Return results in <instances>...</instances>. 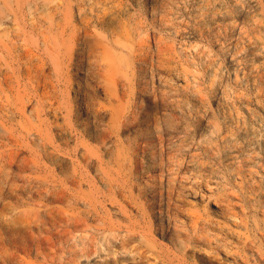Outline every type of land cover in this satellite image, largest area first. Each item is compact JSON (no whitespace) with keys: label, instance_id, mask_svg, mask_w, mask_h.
Instances as JSON below:
<instances>
[{"label":"rangeland","instance_id":"obj_1","mask_svg":"<svg viewBox=\"0 0 264 264\" xmlns=\"http://www.w3.org/2000/svg\"><path fill=\"white\" fill-rule=\"evenodd\" d=\"M32 159L75 176L28 193ZM182 236L264 240V0H0V264H171Z\"/></svg>","mask_w":264,"mask_h":264},{"label":"bare ground","instance_id":"obj_2","mask_svg":"<svg viewBox=\"0 0 264 264\" xmlns=\"http://www.w3.org/2000/svg\"><path fill=\"white\" fill-rule=\"evenodd\" d=\"M43 147H44L43 151H44L45 157L50 159L53 164L54 163L56 164L59 161V156L60 155L62 156V154H65V155L69 156L71 154V152H74L73 153L74 156L75 155L79 156L84 161H89V159H91V156L87 155L85 149L84 148L79 149L78 145H75V147L73 149H66V148L64 149V148H61L60 145H52L51 149H49V150L46 149L45 145H43ZM61 151H62V153H60ZM16 154H17V152H16ZM53 160H54V162H53ZM29 164H30V166H29V169H28V174L24 178V182H26L30 186L29 189H28V193H31V191H30L31 186L32 187L35 186L37 188L36 192L40 193V194H42L43 192H46L48 190H52V192L54 194H56V195L57 194H62L63 193L62 188H63V186L65 184H67V182H65L67 180V178H71L72 179L75 176V174L73 172H72L71 176L64 174V178L61 179L60 182H58V180L56 178H51L46 173V171H45V169H46L45 167L46 166L38 164L36 159L35 160L32 159L31 161H29ZM29 197L32 198L33 195H30ZM141 210H143V209H141ZM89 217L90 216H87L86 214H82V215L80 214L78 216L72 217V222H69L67 224V226L65 228H63L58 233L56 243L59 244L60 250L62 252H65V254L62 255V259L64 260L65 263H69L71 261H74V260L78 259L81 256H86V258L88 259V256L91 253L95 252V250L93 249L92 240L94 238H97L96 234H89L88 237H86V235L88 234V232L90 233L91 229H94L96 231L100 230L99 226H94V224H93V222L96 221L99 218L98 217L89 218ZM241 223H243V222H241ZM108 226L111 227L112 224H109ZM104 230H108L109 232H112V230L110 228L109 229L104 228ZM109 232L105 233V234H103L101 236V238H100L101 245L105 241H107ZM74 233L79 234L80 236H83L84 238H86V241H89L90 243H87V244L83 243V247L79 251L75 250V249H72V246L69 245V240L72 237L75 236ZM80 233H82V234H80ZM141 236H143L144 239L148 243L152 244L153 241H151L146 234L144 235L142 233ZM178 237H175V240L176 241L178 240V241L176 243L174 241V243H175L174 246L175 247H174V250H172L173 254H172V258L170 259L171 264H219L218 262L222 260V258H221V260H219L218 262L216 261V260H218V257L216 255H219V254L220 255L222 254L221 256L224 257V259H226L228 262L230 260L231 264H264V254L262 256V254H261L262 252L261 253L258 252L259 249L261 250L260 247H262V245L264 243L263 238L262 239H258L257 241L252 240L253 242L252 241L251 242L253 244L249 243V245L250 244L253 245V246L255 245V247L257 249L256 252H253V249H254L253 247L250 248L249 251L245 250L246 247H245V249H243L244 250L243 253L245 254V252L246 253L249 252L252 258H249L250 257L249 254H248L249 257L242 255V257H239V259H241V260H239L240 262L237 263V259L238 258H236V257L238 255L236 254L237 256L234 257L235 253H236V252L234 253V251H235L234 249H232V250H234L232 252V253H234V256L230 252V248H232V247H230V245L229 246L227 245L228 243H230L228 241H226L227 242V244H226V243H223L225 241L222 242L219 239L215 240V238H214L215 241L213 243V241L211 242V240H208V239L207 240H201L202 237H197L199 239H197L196 237H195L196 239L195 238H190L189 236H187L189 238L186 237L185 239H184L183 236H182V238H179V239H178ZM192 237H194V236H192ZM238 242H236V243H238ZM245 242H246V240L244 239V242H242V243H245ZM239 243H241V242H239ZM189 245H192V246H195V247H197L198 245H200V246L201 245H207L208 246V249H207L208 252H206L205 251L206 250L205 247H203L205 249L204 253L206 252L205 253L206 255L208 253H210L213 256L212 255H211V257L201 256V257L196 258L197 256L196 257H191L192 256V254H191V256L189 257V255L187 256V254H185L186 252H184ZM211 245H213V246H211ZM241 246L243 247V245H241ZM244 246H248V245L245 244ZM235 247H237V245ZM49 249H50V247H49ZM247 249H248V247H247ZM104 250H106V249H104ZM239 251H241V249ZM112 253L116 254L115 251L112 252ZM215 256H216V259H215ZM224 259H223V261H225ZM7 260H8L7 257L4 258L3 263L6 262ZM9 260H10V262L12 261L11 258ZM55 260H56V258L52 254H50L49 258L46 259V262H50V264H54ZM19 262L20 261H17L16 264H19ZM220 264H223V262H221Z\"/></svg>","mask_w":264,"mask_h":264}]
</instances>
